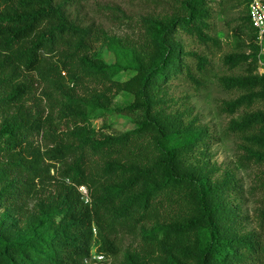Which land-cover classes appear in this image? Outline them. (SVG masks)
I'll return each instance as SVG.
<instances>
[{
  "label": "trees",
  "instance_id": "trees-1",
  "mask_svg": "<svg viewBox=\"0 0 264 264\" xmlns=\"http://www.w3.org/2000/svg\"><path fill=\"white\" fill-rule=\"evenodd\" d=\"M213 1L173 0L184 16L142 19L139 43L124 46L110 65L88 57L101 35L70 19L69 0H0V264H86L93 250L116 258L114 237L138 232L145 250L125 254L122 264L264 259L260 234H245L248 217L230 204L239 191L234 179L227 174L213 182V168L190 162L203 133L156 110L162 85L184 68L173 35L205 39ZM250 2L241 1L250 52L225 58L232 67L246 64L247 75L222 80L246 93L224 111L260 106L232 120L229 130L241 136L248 158L264 165V73H258L264 54ZM124 57L136 74L122 85L115 77L129 67ZM37 84L45 105L31 99ZM71 84L102 91L87 99ZM118 88L135 101L110 112H138L137 121L131 130L104 134L91 117L104 108L98 101ZM261 204L257 221L264 230V192Z\"/></svg>",
  "mask_w": 264,
  "mask_h": 264
},
{
  "label": "rangeland",
  "instance_id": "rangeland-1",
  "mask_svg": "<svg viewBox=\"0 0 264 264\" xmlns=\"http://www.w3.org/2000/svg\"><path fill=\"white\" fill-rule=\"evenodd\" d=\"M64 1L66 0H58ZM241 1L215 0L210 4L205 39L183 31L173 35L175 42L182 47L184 68L181 74L171 77L162 85L156 110H162L171 119L178 118L183 126L192 124L194 130L203 133L190 162L197 166L213 168V182H222L227 174L234 179L239 191L234 193L230 204L239 206L240 213L248 217L244 222V233L260 234L264 243V230L260 229L257 221L264 192L260 188L264 178V165L257 163L255 159H249L241 136L229 130L232 120L239 119L243 114L260 106L243 108L234 114L224 111L226 103L235 101L246 93L237 87H225L222 83L225 78L245 76L248 72L246 64L232 67L225 63V58L231 54L250 52L246 44L249 31L243 28V18L247 12ZM66 10L76 24L100 32L101 38L92 44L88 57L101 64L110 65L123 57L122 50H126L124 46L139 43L144 30L142 19L156 18L167 21L185 15L173 0H69ZM113 41L119 43L121 48L113 45ZM262 52L264 54V46ZM122 60L126 61L125 65L129 67L115 79L123 85L136 73L130 67L128 58L124 57ZM259 66L258 73L263 74L264 66ZM88 86L89 89L70 85L79 96L87 99L98 95L95 92L102 91L99 86ZM42 90L37 84L31 99H40L45 105ZM134 101L133 93L123 88L114 89L106 99L98 101L104 108L97 109L92 114L93 125L104 134L131 130L135 127L138 112L127 116L112 114L110 111L129 106ZM153 226L154 224L148 225L147 231ZM114 239L120 254L116 258H108L104 264H122L125 254L145 250L146 238L142 232L134 235L118 233ZM94 252L95 250L92 253ZM255 262L264 264V259L257 257Z\"/></svg>",
  "mask_w": 264,
  "mask_h": 264
},
{
  "label": "built area",
  "instance_id": "built-area-1",
  "mask_svg": "<svg viewBox=\"0 0 264 264\" xmlns=\"http://www.w3.org/2000/svg\"><path fill=\"white\" fill-rule=\"evenodd\" d=\"M249 17L252 26L258 32V40L261 46H264V0H251L249 5ZM80 191L87 195V191L84 187L80 188ZM107 257L98 254L96 252L91 254V257L86 261V264H104L107 261Z\"/></svg>",
  "mask_w": 264,
  "mask_h": 264
}]
</instances>
